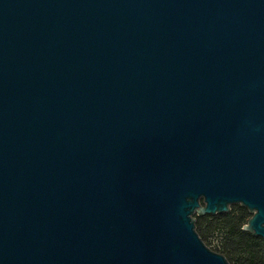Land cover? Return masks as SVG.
I'll use <instances>...</instances> for the list:
<instances>
[{
  "label": "water",
  "instance_id": "95a60500",
  "mask_svg": "<svg viewBox=\"0 0 264 264\" xmlns=\"http://www.w3.org/2000/svg\"><path fill=\"white\" fill-rule=\"evenodd\" d=\"M264 241V0H0V264H229Z\"/></svg>",
  "mask_w": 264,
  "mask_h": 264
},
{
  "label": "trees",
  "instance_id": "16d2710c",
  "mask_svg": "<svg viewBox=\"0 0 264 264\" xmlns=\"http://www.w3.org/2000/svg\"><path fill=\"white\" fill-rule=\"evenodd\" d=\"M248 213L246 208L240 205H234L230 207L227 213L203 216L194 215L195 230L204 244L208 247L205 236L201 232V229L204 227V221L209 219H220V221L226 225L230 237V241L223 245V249H231L232 255L239 258L238 264H264V251L261 250L263 242L261 238L253 236L251 233L243 230V226L250 219H247ZM210 225V222H208L206 226L207 231L211 230ZM216 253L222 255V252L216 251ZM224 257L228 262L230 261V258L227 256Z\"/></svg>",
  "mask_w": 264,
  "mask_h": 264
},
{
  "label": "rangeland",
  "instance_id": "374dc122",
  "mask_svg": "<svg viewBox=\"0 0 264 264\" xmlns=\"http://www.w3.org/2000/svg\"><path fill=\"white\" fill-rule=\"evenodd\" d=\"M234 206V205H232ZM230 206V207H232ZM236 214V213H234ZM252 214L248 213L247 219L251 217ZM210 222V231L206 230V226ZM204 227L201 229V232L205 236V241L208 245V247L213 250V251H219L222 252V255L227 256L230 258V264H238L239 258L236 256L232 255V250L231 249H223V245L226 244L227 242L230 241V237L228 234L227 227L224 223L220 221V219L214 220V219H209L204 221ZM262 240V239H261ZM263 245L261 247V250L264 251V241L262 240Z\"/></svg>",
  "mask_w": 264,
  "mask_h": 264
}]
</instances>
